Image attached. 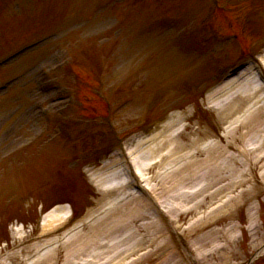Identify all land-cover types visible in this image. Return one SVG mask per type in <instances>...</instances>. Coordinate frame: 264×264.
I'll use <instances>...</instances> for the list:
<instances>
[{"label": "rangeland", "instance_id": "rangeland-1", "mask_svg": "<svg viewBox=\"0 0 264 264\" xmlns=\"http://www.w3.org/2000/svg\"><path fill=\"white\" fill-rule=\"evenodd\" d=\"M260 1L221 0L223 4L227 2L228 5L233 4V6L229 7L225 15L215 14L213 16V22L215 20L220 31L235 32L243 39L248 52L264 39V35L261 36L259 30H257V27L262 26L264 21V19L261 21L257 12ZM98 2L96 0H0V54L8 50L10 44L20 45L41 33L59 30L54 39L33 49L30 53L29 51L26 52L22 57L0 68V80H4V78L10 77L14 73L17 75L24 74L26 68L31 67L22 78V81L0 88L1 234L6 224L30 225L29 223L35 216L38 210L36 208L40 202L44 208L48 206V209L51 203H63L68 199L75 200L77 214L90 211L91 215L88 218L92 216L94 218L90 221L91 223L87 222L88 224H100L98 216L102 213L101 206L109 196L104 190L96 191L92 183L88 184L83 180V178L90 180L88 174L82 173L87 168L84 165L98 161L101 153L105 154L110 150L114 141L120 137L123 138L127 134L134 135L135 139L132 138L133 140L131 139L128 143L131 142L136 155L139 153L144 157L147 177L161 193L164 201L168 202L174 198V201L180 206L184 205V208H190L192 203L189 204L190 200H186L187 203L183 201L185 193L182 190L184 187L192 189L198 182L203 181L198 177H194L193 181L189 183L187 179L188 172H185V162L188 161V154H192L190 151L194 150L189 147L190 140L195 137L192 133L193 128L199 130L197 134L201 137L205 134L210 137L208 134L213 135L217 131L222 132L223 125L218 123V115L210 111L207 112L205 108L209 103L207 92L211 90L210 80H212L208 74L209 69L206 68L204 62L207 60L208 55L206 53L208 51L207 47L201 45L202 47L197 50L201 51L203 56L201 58L197 57V48L189 50L192 45L199 44L197 41H199L200 31L187 37L186 42L189 47H186V50L185 46L181 48L179 46L183 42L177 43V46H173V44L174 39H176V42L179 39L177 38L176 29L180 26L177 23L183 21L181 23L185 24L192 15L196 16L195 14L200 18H204L208 4L204 3L200 7L193 6L194 14L188 13V3V6H183L181 12L173 11L170 16H176V21L179 22L171 27L175 30L171 34H167L166 31L161 29L156 30L154 34L149 31L145 32V28L141 29L142 26L146 25V20L141 18L142 14H138L141 20L137 19L134 22L135 19L133 18L134 20L128 21V25L131 26L130 31L122 30L118 21L111 20L112 12L104 15V11L109 9H120L117 3L114 7H107L100 14L93 13L89 20L85 22L84 20L82 22L78 21L80 24L71 29L67 28L69 20L80 19L81 13L92 10ZM251 5L252 7H250ZM161 6L165 5L161 4ZM248 8L249 10H247ZM159 12L157 11L150 16L156 17ZM189 14L190 16H188ZM135 15L136 13H132L127 17L130 19ZM74 16H77V18L72 19L71 17ZM150 16L148 17L151 18ZM218 17H222V20L217 21ZM251 17H254L256 24H251L252 22L248 21ZM65 19L69 20L65 22ZM172 22L175 23L174 20ZM248 25H252L250 31H247ZM60 29L63 31H60ZM255 31V37H250L251 33ZM57 39L60 42L52 46V43ZM118 41V46L115 49L112 48V54L103 49L105 42L110 43V46H114L115 42ZM214 47L219 49L220 53L229 48L223 51L221 59L226 52H231V50L234 52L231 57L244 54L242 50L235 51L234 45L225 42H219ZM54 48L70 50L69 56H72V62H82L84 64L83 69L86 73L83 75L75 71L76 67L70 61L67 68V72L74 77L71 85L77 90V108H83L81 100L82 96L86 94L84 86L87 85L90 88L94 83L92 73L90 74L87 69L92 68L91 72H94L93 74H96L100 80V88L109 95L112 101H115V97L120 91L121 84L119 80L121 78L125 80V84L122 85L123 88L121 87V93H127V88L131 91V95L133 93L134 98L129 103L130 105L125 107L113 120V135H100L98 137V132L89 126V128L71 130L68 137L67 135H59L57 128L54 127L47 132V142L49 144L43 146L36 144L33 147L26 148L30 137L38 132L35 103L38 102L46 106L50 111L53 110L49 106L58 108L64 103L62 94H41L36 89V80H41L43 77L42 70L37 68L41 65L43 67H40V69L43 68V71L48 72L45 67L52 64V58L55 54V52L53 54ZM105 55L106 57H104ZM60 58L62 56H57L55 61H60ZM62 59L64 60V55ZM143 59L146 63L142 65ZM201 61L203 62L201 63ZM10 65L15 66V68H10ZM72 65L74 70L71 69ZM100 66L103 73H97ZM134 79L138 80V85L132 90L130 84ZM199 96H202V98H198V100L197 97ZM216 98L218 97L214 99ZM97 111L101 112L103 108H99ZM185 124L187 128L184 133L176 135V130L182 129ZM137 128H140V131H135ZM247 131L246 127L241 126L238 133L234 135L237 140L236 143L233 141L234 139L232 140L237 151L235 152V166L230 163L232 175L229 179L234 181L235 170H239L238 178L244 180L239 188L241 190H236L237 187H234V184L222 187L226 179L214 178L211 185H209V189L206 188L209 194H205L206 189L203 190L205 187L199 194V198H203V204L200 207L192 206L189 213L179 218L178 224L183 227H180L174 233L167 226L169 229L167 234L174 238L176 246L185 256V263L245 264V260L247 261L253 255L251 252L264 244L263 191L258 188L259 184L256 177L254 178L255 186L253 185L255 189H252L250 187L252 183L251 176L241 174L240 170L245 165L246 158L251 157V161L256 160L254 155L250 153L248 155L247 153L246 144L256 141L255 137L254 139L250 138V133H247ZM258 134L256 133V137ZM173 135L178 137L175 143L177 149L169 141L170 138L174 139ZM141 136L145 138L142 141L138 140ZM57 137H59L58 140H56ZM209 141L216 142L214 139H209ZM68 142H72V144H68ZM144 142L151 143L148 154L141 150ZM237 145L244 147L245 150ZM168 148L174 149L175 153L168 156ZM213 151L216 150L213 149ZM224 151L225 148H222L220 156L225 153ZM75 154L78 158L76 165L73 156ZM149 155L152 156L151 159L148 158ZM172 159L173 162H171ZM191 159L190 162L193 166L199 163L195 156ZM152 161H156L157 165H151ZM259 163H256L255 167L264 169V160ZM178 167L180 169L177 171ZM174 169L176 174L173 172ZM79 170H81L80 173H78ZM198 173L201 175L200 171ZM261 179L264 181V176L260 178V181ZM245 183L248 185L246 190L244 189ZM256 189L260 191L258 194H256ZM215 190H219L220 193L216 194ZM211 194L213 197L210 196ZM97 200H99L98 204L94 206ZM236 201L239 202V207L235 204ZM90 205H93V207L91 208ZM258 208H260L259 216L261 214V220H258V217L255 216V223L258 224L259 232L256 236H252L248 218L250 213ZM59 212H62V209ZM231 212L235 213L229 214ZM260 222H263V225ZM190 223H194L192 229L185 230ZM85 224L84 226H86ZM68 227L70 226L67 225L62 228L56 233V236ZM88 229L81 226L75 234L58 237L53 243H50L53 232L49 233L51 235L44 233L38 237H27L25 239L27 242L38 240L39 248L33 249L26 257L27 259L22 262L14 258L10 259L8 257V259L12 264H33L34 261L38 264H59L60 252L64 247H66L67 255L65 259L67 260L74 255L76 256L78 252L90 256L93 253H88L83 246L79 247L80 241H76V237L99 234H92L91 232L96 231L91 228ZM25 230L29 231L31 228L28 227ZM230 232H233L234 235L240 233L241 238L238 239L237 237L236 240L238 241L230 242L227 237L231 234ZM6 236L10 238L12 235L7 234L0 237V243L1 239ZM5 240H8L7 237ZM95 242H93L94 246ZM251 246L257 247L252 249ZM225 250L233 252L226 263L223 262V259H220V254ZM50 251H60L58 252L60 256L55 257V259L53 255L52 258H47L46 254ZM63 254L64 252H62ZM196 257L198 259L194 260ZM147 263L151 264V261ZM175 264L179 263L176 262Z\"/></svg>", "mask_w": 264, "mask_h": 264}, {"label": "bare ground", "instance_id": "bare-ground-1", "mask_svg": "<svg viewBox=\"0 0 264 264\" xmlns=\"http://www.w3.org/2000/svg\"><path fill=\"white\" fill-rule=\"evenodd\" d=\"M230 88L236 89L235 91H239L240 93L246 92L245 88L243 86H240L239 84H235V82H233V80H230V81L226 82L224 84V86H222L221 88H217L216 91L213 92L212 95L220 94V93L223 92L224 89H225L224 90V93H225L226 90H229ZM241 89L244 90V91H241ZM242 105H243V100L242 101L239 100V101L236 102V104L235 103L234 104H228V105H225L224 107H219L218 106L216 108V110L217 109L220 110V108H222L223 111H229V110H232V109L236 108L234 111H240V110L243 111L241 109ZM244 119H245L246 123L250 122V117H245ZM258 123L260 124L261 122H258ZM232 130H233V128H232ZM170 141H171V145L174 144L175 148L177 149V144H175V142H174L175 140H171L170 139ZM146 143L147 142L143 143V146L141 147V150L144 153L148 154V152L150 151L149 149L151 148V143H149V142L147 144ZM157 143H158V141H157ZM227 144L228 145H227V147H226V149L224 151L225 153H223V155L220 156V154L222 153V148L223 147L225 148L224 144L221 145L218 142H211L205 136L201 137L200 135H197V134H196V136L194 138H192L190 140L189 147L194 149L193 155L196 157V160L201 155L203 157H200L198 159L199 163L196 164V166H193L192 163L190 161H188L187 166H185V171H188L187 179H188V181L190 183V182L193 181L194 177H198L199 179H202V180L205 179L204 182H206V184H204V183L202 184V186L200 187V190L198 191L197 194L192 195V196H187V197H185V199H183V201L190 200L195 205V207H200L203 204V198H198L199 194L202 191V189L204 188V186H205V188L203 190H205L206 188L209 189V187H210L209 185H211V182L213 181L214 178L219 179V180H225L226 179V182H224L222 184V187L227 186L229 184H233L234 181H232V179H229V177L232 175V167L230 166V163L233 166H235V160L232 157L233 154H231V155L227 154L228 153L227 150H228V148H229L231 143L227 142ZM213 149H215L216 151H213ZM168 151H169L168 152L169 156L171 154L175 153V150L171 149V148H168ZM151 157H152L151 155L148 156L149 159H151ZM142 158H144V157L142 156ZM171 162H173V159H172ZM199 171L201 172V175H199V173H198ZM173 172H174V174H176V170L175 169L173 170ZM227 181H229V182H227ZM207 193L209 194L208 190L206 189L205 190V194H207ZM218 193H220L219 190L216 191V194H218ZM210 196H212V194ZM122 206H125L129 212H130V208L134 209L132 211V213L130 212L131 214L126 215L127 221L131 220L133 217H136V215H137V209L136 208L137 207H135V208L131 207L130 203L123 204ZM177 209H178L177 204L175 202H172L171 205H170V210L175 213V212H177ZM59 210L60 209H54V210H52V212L50 214L55 215V213L57 211H59ZM138 215H140V214H138ZM55 216H57V215H55ZM130 224H131L130 222H123L122 223L123 226H125V225L129 226ZM87 228H91L92 230L96 231V232H91L92 234H96V233H99V234L90 235V236L87 235V236H84V237H76V241L83 242V248H86L87 252L88 253H93V255L92 256L91 255L90 256H86V257L83 258L82 257V253L78 252L76 254V259L77 260L81 259V261L84 262L86 260H89V259H86V258H91L90 260L96 259L97 261L110 260L111 264H116V263H119L123 259V254H115L116 250H114V249L121 247V245H124L125 239H123V241L121 243V242H119V239L116 236L109 234L110 235L109 239H110V241H112V244L109 241V243L105 247L98 248L97 245H95V246L93 245V242L97 241L96 243L98 244L100 241H104L103 239H105V238H101V236H102L101 234L106 233L104 228L99 226V225H93V224H91V225L87 224ZM76 231H74L73 233L75 234ZM126 239L129 240L130 238H126ZM91 248H92V250H90ZM63 252H64V254H63V264H73L72 258L69 259V260L65 259L66 255H67L66 247L63 248ZM52 255H53V253L52 254H50V253L46 254L47 258H50ZM33 264H38V263L36 261H34ZM75 264H78V263H75ZM89 264H93V262H91Z\"/></svg>", "mask_w": 264, "mask_h": 264}]
</instances>
